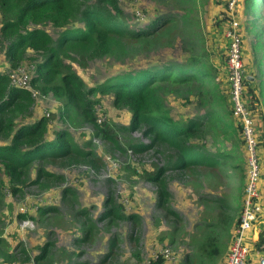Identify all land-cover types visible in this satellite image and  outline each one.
<instances>
[{"label":"trees","instance_id":"1","mask_svg":"<svg viewBox=\"0 0 264 264\" xmlns=\"http://www.w3.org/2000/svg\"><path fill=\"white\" fill-rule=\"evenodd\" d=\"M260 1L264 2L237 0L235 13L241 11L237 17L246 75L241 98L253 121L261 120L264 125V32L256 20L245 30L246 14L252 12L253 19L257 18ZM239 2L241 9L237 8ZM181 3L179 13L161 14L149 25L137 28L129 23L119 0H0V55L11 67L23 62L29 65L31 86L40 95H53L61 102L60 117L63 121H72V115L80 114L84 121L98 129L103 139L124 153L164 148V152L169 154L166 165L145 170L144 177L157 186L158 205L167 215L179 219V214L169 206L167 169L191 174L199 166L219 172L222 168L239 179V185H233L234 181L231 183L232 188L238 191L237 198L232 194L214 198L220 207L217 223L224 229L226 237L218 232L196 233L192 242L201 238L195 244L196 253L185 258L190 264H220L229 252L228 243L238 226L244 205L248 176L247 145L244 126L234 116L231 84L227 76V85L223 79L228 47L227 52H219L201 31L195 17L198 0H182ZM229 12L224 9V19L219 21L216 16L214 21L217 26H226L225 31L232 19ZM47 24L56 29L57 38L44 28ZM251 34L253 38H250ZM178 40L183 51L178 61L146 63L118 72L93 87L88 86L84 75L75 70V64L86 68L90 62L102 58L123 61L147 54L153 48L175 46ZM246 42H250V47ZM247 49L250 54H255V59H250ZM103 95H111L115 106L131 112V124L122 128L123 131L141 130L143 136L150 139L149 145L129 144L127 150L113 127L98 123L97 107ZM171 98L182 99L185 105L192 102L198 112L187 116L175 115ZM32 103L30 89L12 86L8 74L0 72V208L7 182L14 193L29 184L46 189L52 180L60 179L48 169L53 162H84L94 167L101 162L91 140L81 147L67 128L51 129L52 119L45 114L34 116ZM104 205L100 219H108V224L130 219L136 228L139 215L126 213L113 193L105 198ZM54 208L42 206L40 212L43 215ZM223 208L227 210L222 211ZM79 211L87 221L80 240L88 242L93 237L94 221L85 208ZM2 215L0 211V223L3 222ZM19 217L25 215L20 214ZM130 237L133 239V234ZM118 241L119 235L110 238V248L101 261L103 264L116 255ZM1 242L0 264L31 260L24 247L18 252L10 251L8 241L3 239ZM263 245L264 223L253 249L261 250ZM53 247V243L39 247L34 256L35 263L54 264ZM134 255L138 257V253ZM69 258L68 264H76L72 263V256L68 255ZM164 262L161 256L151 259L150 264Z\"/></svg>","mask_w":264,"mask_h":264},{"label":"rangeland","instance_id":"2","mask_svg":"<svg viewBox=\"0 0 264 264\" xmlns=\"http://www.w3.org/2000/svg\"><path fill=\"white\" fill-rule=\"evenodd\" d=\"M181 1L119 0V3L131 26L142 28L161 14L179 13V6L183 5ZM233 1L235 2L232 13L237 17L241 12L235 13L237 0H198L199 5L195 10L197 24L201 31L206 33L213 48H217L219 52H227L228 38L225 34L226 26L215 25V17L217 16L219 21L224 19V9L230 11ZM259 6L256 11L257 18L253 19L252 12L246 14V31L251 27L252 21L256 20L264 32V2L260 1ZM237 8L241 9L240 2L239 5L237 3ZM138 12L141 13L142 19L138 17ZM44 28L57 38V31L51 24H47ZM253 37L254 35L251 34L250 38ZM248 43L250 47V42ZM247 51L250 59H255V54H250L249 49ZM29 55L30 53L27 56ZM182 55L183 51L178 40L175 46L153 48L147 54L123 61L102 58L90 62L86 68L75 64V70L84 75L88 86H94L118 72L138 68L146 63L178 61ZM226 63L227 61L223 66L224 84H226L225 76L228 77ZM247 64L248 61L246 66ZM20 65L27 64L23 62ZM13 69L14 67H11L4 56L0 55V72L8 74ZM248 70L247 67V72ZM29 89L33 93L31 110L34 116L45 114L51 118V129L67 128L81 147L91 140L101 162L97 163L98 167L84 162H53L48 165V169L59 175L60 179L52 180L46 189L29 184L22 191L14 193L9 183H6L4 202L0 208L3 214V222L0 223V231H3V234H0V240L8 241L10 251L18 252L23 247L28 251L31 260L26 263L19 261V264H36L34 256L39 252V247L47 243L54 244L52 248L54 264H68L70 260L68 255L73 257L72 263L103 264L101 261L110 248L108 244L114 235H119L118 251L105 264H150L155 253L166 246L172 250L173 258L165 261L164 264H190L185 258L192 257L193 253H196V243L201 240L196 238L193 243V235L206 231L218 232L226 237L224 229L217 223L220 207L214 198L219 199L224 194H232L236 198L239 195L237 189L232 188L231 183L234 181L233 185H239L240 180L233 178L230 171L222 168L219 169L222 172L212 171L199 166L196 172L188 174L167 169L169 206L179 214V219L167 215L158 205L157 186L144 177V171L164 167L169 154L165 153L162 147L159 150L157 147H152L142 152L128 150L129 144L151 143L149 138L143 136L141 130L123 131L122 128H128L131 124V112L128 109L115 106L111 95H103L97 107L98 119H101L98 123L109 124L115 129L121 144L128 150L124 153L116 149L111 142L103 139L98 134V129L84 121L80 114L72 115V121H63L60 117L61 102L55 96H42L32 86ZM181 100L170 99L175 115L187 116L198 112L192 102L185 105ZM254 139L260 168L258 187L262 213L256 223L260 231L264 223V125L261 120L254 119ZM248 180L247 176V184ZM70 191L74 194H70ZM110 193H113L124 206L126 213L139 215V223L135 229L130 219L117 220L111 224H108V219H100L105 208L104 200ZM42 206L55 208L42 215L40 212ZM82 208L90 212L95 225L93 237L88 242L80 240L84 235L81 232L82 228L87 225L84 214L79 211ZM226 210L223 208L222 211ZM20 214L25 217L20 218ZM131 234L134 236L133 239L130 237ZM230 244L231 242L228 243L229 246ZM1 246L3 248L2 242ZM254 251L256 252L255 249ZM135 253H138L140 259L134 255ZM262 254L264 255V251ZM253 256L257 257L258 253H254ZM223 263L221 260L220 264Z\"/></svg>","mask_w":264,"mask_h":264},{"label":"built area","instance_id":"3","mask_svg":"<svg viewBox=\"0 0 264 264\" xmlns=\"http://www.w3.org/2000/svg\"><path fill=\"white\" fill-rule=\"evenodd\" d=\"M234 2L230 5L232 19L230 26L226 31L228 38V58L227 73L228 80L231 84V99L234 103V116L243 124L244 135L246 139V150L248 154V184L244 199L243 209L240 215L238 226L233 230L232 241L229 252L224 259L223 264H264V245L261 250L253 249L250 241L255 242L258 238L259 230L256 229V222L262 213L259 193V164L257 158V147L254 139V121L247 110L244 101L241 98L246 78L244 61L242 58V35L239 32L240 22L232 13ZM139 13V12H138ZM137 13V14H138ZM142 19L141 13L138 15ZM11 85L29 88L31 80L30 68L27 66H18L9 74ZM101 121V119H99ZM132 152V150H129ZM254 253H258L254 257ZM163 257L165 261L173 258V252L170 247L166 246L155 253L154 259Z\"/></svg>","mask_w":264,"mask_h":264},{"label":"clouds","instance_id":"4","mask_svg":"<svg viewBox=\"0 0 264 264\" xmlns=\"http://www.w3.org/2000/svg\"><path fill=\"white\" fill-rule=\"evenodd\" d=\"M18 66H21V65H18ZM17 66V67H18ZM23 66H27V65H23ZM28 68H30L29 66H27ZM30 72H31V70H30ZM9 74V73H8ZM31 75H32V73H31ZM9 76V75H8ZM31 79H32V77H31ZM13 86V85H12ZM30 86H31V80H30ZM16 87H18V86H16ZM19 88H24V87H19ZM30 88V87H29ZM29 88H27V89H29ZM32 92V91H31ZM32 96H33V93H32ZM98 121H99V119H98ZM99 122H101V121H99Z\"/></svg>","mask_w":264,"mask_h":264},{"label":"crops","instance_id":"5","mask_svg":"<svg viewBox=\"0 0 264 264\" xmlns=\"http://www.w3.org/2000/svg\"><path fill=\"white\" fill-rule=\"evenodd\" d=\"M256 229L258 230V227L256 226ZM252 242V241H251ZM251 244H254V242H252Z\"/></svg>","mask_w":264,"mask_h":264}]
</instances>
